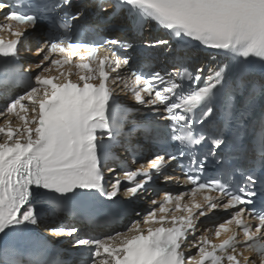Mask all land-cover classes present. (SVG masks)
Listing matches in <instances>:
<instances>
[{
	"label": "snow or ice",
	"instance_id": "snow-or-ice-1",
	"mask_svg": "<svg viewBox=\"0 0 264 264\" xmlns=\"http://www.w3.org/2000/svg\"><path fill=\"white\" fill-rule=\"evenodd\" d=\"M111 6L114 14H126L138 35L150 22L167 33V38L142 44L169 52L175 44L173 71L145 73L130 55H118L120 49H134V43L98 39L84 22L82 0H0L6 21L0 23V34L10 37L0 35L5 61L0 87L25 86L23 94L0 109V234L44 223L45 214L37 207L43 200L54 225L47 228L50 234L75 236L74 246L87 250L80 264H264V203L253 207L258 195L264 198V176L253 168L236 177L238 170L227 163L226 154L218 175L206 177L207 156L220 155L216 149L226 145L225 139L211 138L203 159L194 153L209 139L197 133L195 124L214 114L228 74L235 70L243 81L253 61L264 68V0H114ZM100 10L107 9L101 4ZM38 25L43 36L33 52L38 60L22 71L17 61L22 51H31L27 41ZM199 46L224 57L207 69V77L203 66L194 71L187 66L188 53ZM117 89L169 122L168 139L178 142V155L165 149L146 164L116 173L109 162H116L112 149L128 121L126 111L115 115ZM259 92L264 97V84ZM258 150L264 170V128ZM184 157L188 162L179 165L185 177L181 181L167 169ZM160 178L186 190L164 191L122 230L79 236L77 227L58 222L60 202L80 195L78 190L112 202L120 197L132 201L159 195L155 184ZM214 210H223L226 218L203 227L201 218L211 219ZM0 250L2 264H28L17 258L14 242H5Z\"/></svg>",
	"mask_w": 264,
	"mask_h": 264
},
{
	"label": "bare ground",
	"instance_id": "bare-ground-1",
	"mask_svg": "<svg viewBox=\"0 0 264 264\" xmlns=\"http://www.w3.org/2000/svg\"><path fill=\"white\" fill-rule=\"evenodd\" d=\"M32 35H34V33H32ZM31 35V36H32ZM33 46H32V55H33V52L35 51V49L39 46V45H36L35 43L34 44H32ZM34 57H33V60L32 61H37V58H36V56L35 55H33Z\"/></svg>",
	"mask_w": 264,
	"mask_h": 264
}]
</instances>
